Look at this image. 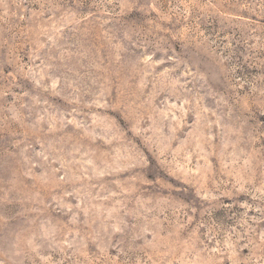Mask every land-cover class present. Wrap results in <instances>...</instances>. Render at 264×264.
<instances>
[{
	"label": "rangeland",
	"instance_id": "obj_1",
	"mask_svg": "<svg viewBox=\"0 0 264 264\" xmlns=\"http://www.w3.org/2000/svg\"><path fill=\"white\" fill-rule=\"evenodd\" d=\"M0 264H264V0H0Z\"/></svg>",
	"mask_w": 264,
	"mask_h": 264
}]
</instances>
